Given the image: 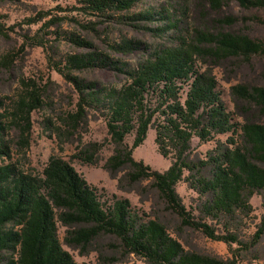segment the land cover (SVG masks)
Returning <instances> with one entry per match:
<instances>
[{
  "label": "rangeland",
  "instance_id": "rangeland-1",
  "mask_svg": "<svg viewBox=\"0 0 264 264\" xmlns=\"http://www.w3.org/2000/svg\"><path fill=\"white\" fill-rule=\"evenodd\" d=\"M86 1L0 0V121L4 129L0 148L11 155L9 159L0 153V165L14 162L26 173L38 176L52 156L60 157L90 185L109 197L128 200L143 220L161 224L185 251L232 258L229 245L184 225L152 179L137 178L131 164L110 168L117 147L109 135L107 111L103 104L95 103L81 108L80 92L71 78L94 84L87 93L119 90L140 63L182 42L193 45L199 44L196 40L200 37L231 34L259 44L261 51L255 54L196 57L198 69L215 78L221 99L237 124L234 133L218 135L207 143L193 141L190 158L200 167L210 163V158L217 159L224 149L233 148L231 139L245 147L243 125L264 126V107L233 90L264 89V6H244L236 0H141L128 11L109 10L100 15L85 9ZM201 47L215 46L205 43ZM86 55L99 58L98 65L66 70L69 78L55 67L65 68L68 56ZM33 96L39 98V104L31 111L22 108L21 103L30 104ZM181 96L183 102L186 93ZM135 135L125 139L130 147ZM155 139L156 131L151 128L145 143L134 149L133 158L165 172L173 160L160 154ZM253 160L264 169V162ZM204 166V175L210 176L214 166ZM188 177L190 173L185 174ZM177 191L197 220H205L220 234L229 231L238 236L243 244L233 245L238 250V264H264V233L256 239L264 227L263 194L254 195L250 208L238 213L230 224L205 216L203 209L211 198L200 196L186 179L177 185ZM57 227L62 248L76 264H148L128 253L114 235L101 233L88 243H77L73 233L88 226L66 225L57 217ZM10 257V253L3 254V259Z\"/></svg>",
  "mask_w": 264,
  "mask_h": 264
},
{
  "label": "trees",
  "instance_id": "trees-1",
  "mask_svg": "<svg viewBox=\"0 0 264 264\" xmlns=\"http://www.w3.org/2000/svg\"><path fill=\"white\" fill-rule=\"evenodd\" d=\"M140 1L87 0L84 4L85 9L105 15L109 10L128 11ZM236 1L244 6H264V0ZM196 41L199 44L182 42L140 63L136 70L129 72L128 82L119 90L87 93L94 84L71 79L80 92L81 108L95 103L103 104L107 111L109 135L117 147L110 168L116 170L131 164L137 178L152 179L184 225L213 241L229 245L233 257L222 259L185 251L161 224L143 220L128 200L116 195L109 197L104 190L90 185L70 163L52 156L38 176L26 173L14 162L0 165V264H76L62 248L57 217L66 225L88 226L73 233L74 242L88 243L101 233L111 234L120 239L128 253L145 259L148 264H238V250L233 248L235 244L243 245L238 236L229 231L226 235L220 234L205 220H197L184 205L177 185L186 179L200 196L211 198L203 209L205 216L227 220L230 224L236 221L238 213L250 208L254 195L264 196V169L253 160L254 157L264 162V126L243 125L245 147L229 140L233 148L224 149L217 159L210 158V163H204L206 167L214 166L210 176L204 175V164L198 167L190 158L195 139L207 143L218 135L234 133L237 127L221 99L215 78L198 69L196 57L255 54L261 51V46L231 34L200 37ZM205 43L215 47L202 48ZM98 61L93 55L68 56L65 68L55 67L69 78L66 70L93 68ZM233 90L264 107L263 88ZM185 93L182 102L181 95ZM39 101L33 96L30 104L24 101L21 107L31 111ZM151 128L156 131L155 142L160 154L173 160L165 172L155 171L133 158L134 149L145 143ZM3 130L0 121V134ZM134 132L136 137L130 147L125 139ZM0 153L11 159L4 147ZM186 173L190 177L185 178ZM263 233L264 227L256 239ZM4 253H10L11 257L3 259Z\"/></svg>",
  "mask_w": 264,
  "mask_h": 264
}]
</instances>
